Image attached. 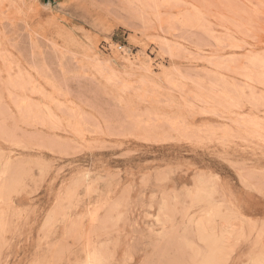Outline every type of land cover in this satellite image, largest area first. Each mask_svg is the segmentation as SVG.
Listing matches in <instances>:
<instances>
[{
	"label": "rangeland",
	"instance_id": "1",
	"mask_svg": "<svg viewBox=\"0 0 264 264\" xmlns=\"http://www.w3.org/2000/svg\"><path fill=\"white\" fill-rule=\"evenodd\" d=\"M207 233L264 264V0H0V264H218Z\"/></svg>",
	"mask_w": 264,
	"mask_h": 264
},
{
	"label": "bare ground",
	"instance_id": "2",
	"mask_svg": "<svg viewBox=\"0 0 264 264\" xmlns=\"http://www.w3.org/2000/svg\"><path fill=\"white\" fill-rule=\"evenodd\" d=\"M220 237V236H219ZM205 243L208 248V252L206 255V261H215L216 260V255H219V263L218 264H223L222 261L224 259L225 255V244L224 240H216L212 234L207 233L205 235ZM95 258V257H94ZM96 260V259H95ZM96 262V261H95Z\"/></svg>",
	"mask_w": 264,
	"mask_h": 264
}]
</instances>
